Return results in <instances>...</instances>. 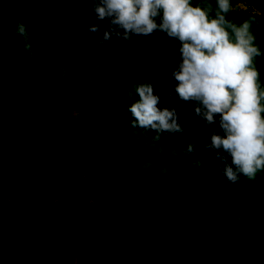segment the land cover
Segmentation results:
<instances>
[{"label":"trees","instance_id":"obj_1","mask_svg":"<svg viewBox=\"0 0 264 264\" xmlns=\"http://www.w3.org/2000/svg\"><path fill=\"white\" fill-rule=\"evenodd\" d=\"M232 4L234 22L255 16L264 51V0ZM18 23L27 26L33 53L25 52ZM84 24L98 25L102 36L108 21L95 18L88 0H0V264H99L107 254L114 264H264V172L229 184L204 143L191 157L207 159L202 170L178 154L195 142L197 128L206 129L203 121L192 124L199 119L194 102L168 98L178 41L156 32L134 36L128 52L115 37L101 48ZM256 64L264 83V56ZM146 80L159 107L175 106L182 134L154 143V131L131 127L133 86ZM218 126L217 119L205 143ZM138 139L152 160L147 167L128 164L124 153ZM107 183L123 211L116 217L109 198L99 196ZM44 205L53 219L66 211L63 224L77 238L57 247L35 231L34 209ZM126 227L141 239L115 251L114 230ZM56 230L49 232L54 240Z\"/></svg>","mask_w":264,"mask_h":264},{"label":"clouds","instance_id":"obj_2","mask_svg":"<svg viewBox=\"0 0 264 264\" xmlns=\"http://www.w3.org/2000/svg\"><path fill=\"white\" fill-rule=\"evenodd\" d=\"M95 18L108 21L103 35L99 26L83 27L96 35L103 48L113 37L132 43L133 37H147L156 32L178 41L175 51L178 61L171 75L176 81L174 96L184 103L194 102L195 115L206 130L217 122L205 149H210L219 161L218 171L229 184L241 178L255 180L264 172V83L257 67V58L264 51L257 44L253 25L255 16L241 23L229 19L232 0H88ZM16 33L23 39L25 52L33 53L31 35L24 23H18ZM137 99L127 108L131 127L144 135L154 131L152 141L183 133L175 106L159 107L160 97L146 80L133 86ZM204 138L178 154L186 163L198 169L208 161L195 155V148Z\"/></svg>","mask_w":264,"mask_h":264},{"label":"rangeland","instance_id":"obj_3","mask_svg":"<svg viewBox=\"0 0 264 264\" xmlns=\"http://www.w3.org/2000/svg\"><path fill=\"white\" fill-rule=\"evenodd\" d=\"M240 7H242V9H246L245 5H241ZM97 42V41H96ZM133 43V41H132ZM132 43H126L123 39H119L118 42L116 41V46L118 48H120L121 50L128 52L130 46L132 45ZM4 94V92L0 89V96H2ZM206 129L203 128H197L196 129V137L195 139H197L198 137H203L204 139L202 140V143L207 142L208 138L206 135ZM34 133V132H32ZM51 134H54V130L51 129L50 130ZM38 140L35 141L36 144L38 142H41L43 137L41 135L38 134ZM25 137L22 138V141H24ZM139 140V139H138ZM146 142H141L139 140V142H135L133 143V145L128 142L126 145V149L124 151V153L126 155H130L131 160L130 162H128V164H139V165H143L147 167V164L150 163L152 160L147 158V155L145 153V146ZM149 161V162H148ZM108 164V159H103V161H101L99 163L100 167L98 168L99 170L102 169L103 166H107ZM124 167H128L125 166L124 164H121V166H119V169H122ZM163 167V166H162ZM127 170V169H126ZM116 177V175L113 176V178H110V182L112 183L113 179ZM70 179V175H66L64 176L63 180H67ZM72 182H74L76 185L80 182L81 180V176L80 175H76L73 176V179H70ZM25 181H27V178H25ZM68 188L65 187V190H67ZM174 188L171 187L170 188V193L173 194ZM40 193V192H38ZM109 193V195H108ZM40 195V194H39ZM116 195V192H113L111 186L109 183H107L106 187L104 190H102L99 193L100 197H105V198H109L108 200V204L107 206L109 207V210H112L113 212H115V217L117 216V214L122 213V208H120L119 204L116 202V200L112 197ZM75 201H77V199H74ZM70 203V202H69ZM73 205L71 203V205H69L70 210L73 209ZM46 207L45 205L41 208V209H34L35 210V218H34V229L35 231L39 232L42 237H44V239L46 241H49L51 243H53L54 245H57V247H64L68 242L74 240L75 238H77L78 233L76 230L71 231L69 227L64 226V222L63 220L66 218L67 212L65 211H58L55 214L54 219L52 218V210H49L48 208H44ZM113 214V213H112ZM114 215V214H113ZM60 216V218L58 219V217ZM29 219V222H31V219ZM117 224V219H114V221H112V227L113 225ZM60 225H62L64 228L59 229ZM57 234L55 235V237L57 238V240H54L50 235L49 232L52 229H56ZM117 232H114V236H113V241L116 242V249L115 251H124L125 249V242L130 240L131 238H136V239H141V235L134 233L133 231L127 230V227L125 228V230H114ZM117 233V235H116ZM14 238L17 237V234H13ZM78 248V247H77ZM76 248V249H77ZM80 248V247H79ZM68 250H71L68 249ZM71 252H73V250H71ZM110 254L105 255L99 262V264H114V260L109 259ZM71 264H76V262H73Z\"/></svg>","mask_w":264,"mask_h":264}]
</instances>
